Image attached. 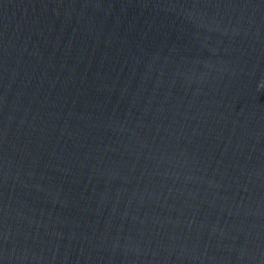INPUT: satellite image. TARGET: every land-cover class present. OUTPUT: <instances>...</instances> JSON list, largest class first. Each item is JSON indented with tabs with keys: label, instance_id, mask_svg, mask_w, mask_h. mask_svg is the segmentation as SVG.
Segmentation results:
<instances>
[{
	"label": "water",
	"instance_id": "obj_1",
	"mask_svg": "<svg viewBox=\"0 0 264 264\" xmlns=\"http://www.w3.org/2000/svg\"><path fill=\"white\" fill-rule=\"evenodd\" d=\"M0 264H264V0H0Z\"/></svg>",
	"mask_w": 264,
	"mask_h": 264
}]
</instances>
